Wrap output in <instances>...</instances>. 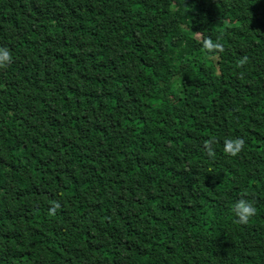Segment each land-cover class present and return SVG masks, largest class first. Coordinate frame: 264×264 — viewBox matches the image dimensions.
I'll use <instances>...</instances> for the list:
<instances>
[{
  "label": "trees",
  "instance_id": "trees-1",
  "mask_svg": "<svg viewBox=\"0 0 264 264\" xmlns=\"http://www.w3.org/2000/svg\"><path fill=\"white\" fill-rule=\"evenodd\" d=\"M0 47V264H264V0H0Z\"/></svg>",
  "mask_w": 264,
  "mask_h": 264
},
{
  "label": "clouds",
  "instance_id": "clouds-1",
  "mask_svg": "<svg viewBox=\"0 0 264 264\" xmlns=\"http://www.w3.org/2000/svg\"><path fill=\"white\" fill-rule=\"evenodd\" d=\"M204 48L209 52L223 51V45L219 41L213 42L210 39L205 41ZM12 60L13 57L10 50L0 47V69L6 68L12 62ZM247 60V56L243 57L240 61H238V66L243 67L247 63ZM224 143L225 153L233 157L239 155L245 146V140L242 137L226 138ZM214 144L215 141L213 139L204 141L205 150L212 158H215V149L213 147ZM246 195L247 193H243L241 198L237 200L233 206V211L237 217V222L241 224H247L257 213L254 202L246 199ZM55 207H59V205L57 204ZM49 214L55 215V209L53 208L50 210Z\"/></svg>",
  "mask_w": 264,
  "mask_h": 264
}]
</instances>
